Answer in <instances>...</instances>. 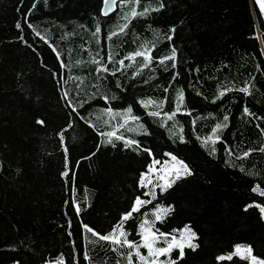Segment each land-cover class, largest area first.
I'll list each match as a JSON object with an SVG mask.
<instances>
[{
	"label": "trees",
	"instance_id": "obj_1",
	"mask_svg": "<svg viewBox=\"0 0 264 264\" xmlns=\"http://www.w3.org/2000/svg\"><path fill=\"white\" fill-rule=\"evenodd\" d=\"M105 1L0 0V264H251L237 245L264 260L255 0ZM171 156L192 174L162 191ZM142 224L183 255L99 239L125 231L147 256Z\"/></svg>",
	"mask_w": 264,
	"mask_h": 264
},
{
	"label": "snow or ice",
	"instance_id": "obj_2",
	"mask_svg": "<svg viewBox=\"0 0 264 264\" xmlns=\"http://www.w3.org/2000/svg\"><path fill=\"white\" fill-rule=\"evenodd\" d=\"M256 3L260 5L261 7V12L262 14H264V0H256ZM34 7V5H33ZM135 15V13H133ZM17 28H20V24H17ZM97 31H99V29H97ZM113 35H115V33H113ZM169 39H171V37H169ZM136 56H145V53L143 52H136L135 53ZM175 58V50L173 49V54L171 57H165V59H174ZM145 59H148L147 56H145ZM121 63H123V61H121ZM105 71H107V69H105ZM240 91L243 92H248L247 88H243L240 89ZM178 101L180 103H183V93H179L178 95ZM179 110V108H177V111ZM130 111V110H129ZM245 113H248V109L245 108L244 109ZM225 121L228 119L227 116L224 117ZM38 123H43V121H38ZM217 128H221V127H226V125H217ZM215 131V130H214ZM110 138L115 135L114 133H108L107 134ZM209 139H211V137H209ZM216 139H219V137L217 136ZM109 142H111V140L109 139ZM135 143V141H128V145H131ZM205 143H207V141H205ZM262 151H264V149H261ZM67 151V150H65ZM213 151H215V149H213ZM245 156L248 155V153H244ZM176 157L173 156L172 160L176 161ZM158 163V161H153V164ZM178 166L174 167L171 171L167 172V179L165 180V184L161 186V190H167V188L171 187L173 183H175V181L177 179L182 178L183 176L186 175H191V170L188 168V166L186 164L183 163V161H178L177 162ZM153 170L152 166H149V171L151 172ZM162 172L164 170H161ZM63 175L67 176L68 172L63 173ZM144 179L145 176L142 175L141 177V184L144 183ZM160 179H165L164 175L160 176ZM149 183H151V181L149 180ZM253 191H258L260 192V195H264V191H261L259 189V187L257 186L256 188L253 189ZM146 203L145 201L140 200L139 197L136 198L135 202H134V206L133 208L126 214H124V216L122 217L121 220V227L123 225L124 222H126L127 220H129L132 217V213L133 212H138L139 211V206ZM148 203H150V201H148ZM76 208V212L79 214V212L81 211V209L79 208L78 205H74ZM257 207H260V210L262 213H264V207L257 205ZM157 220L161 219V217L158 215L156 217ZM84 228L87 229V231L93 233V235H99L98 233H96L92 228H90L87 225H84ZM141 228L144 229V234H143V241L144 244L143 246L146 247L148 249V255L147 256H140L139 254V245H136L135 242L129 241L128 239H121L122 237H126V232L125 231H119V235L117 236H112V235H99V239L101 240H105V241H111L117 245H127L129 248H133L136 247L137 249V256H139V258L142 261H146L148 262L149 257H159L161 255H166L168 253H170L172 251V249L174 247H179L180 248V254L181 256L183 255V246L180 244H177L173 241L167 242V247H155V242L158 239H166V234H160L159 236H157V234L153 231H151L150 228H146L144 224L141 225ZM115 231V229H114ZM182 235L186 236L187 242H188V246L189 247H196V245L191 243V240L195 238V233L191 231L190 228H186L184 230V233ZM252 249L249 248H244L240 245L236 246V251L233 253V255H239L244 259H248L250 260L251 264H264V260H257L256 257L252 256ZM231 259V256L228 257H219L218 259ZM60 264H63L62 261H60ZM150 264H156V260H152L150 261ZM159 264H165V262L160 261ZM168 264H175L174 261H169Z\"/></svg>",
	"mask_w": 264,
	"mask_h": 264
},
{
	"label": "rangeland",
	"instance_id": "obj_3",
	"mask_svg": "<svg viewBox=\"0 0 264 264\" xmlns=\"http://www.w3.org/2000/svg\"><path fill=\"white\" fill-rule=\"evenodd\" d=\"M255 3H256V0H255ZM256 5H257V7L261 10V7H260V5L259 4H257L256 3ZM262 13V12H261ZM263 15V17H264V14H262ZM172 157L173 156H171L170 157V159L168 160V162H167V164H165L163 167H161L159 170L161 171V170H164L163 172L161 171L160 172V176L161 175H164L165 176V179H161L164 183H165V180L168 178L167 177V172H169V171H171L174 167H176L178 164H177V162H173V160H172ZM253 256V255H252ZM51 264H57V263H51Z\"/></svg>",
	"mask_w": 264,
	"mask_h": 264
},
{
	"label": "water",
	"instance_id": "obj_4",
	"mask_svg": "<svg viewBox=\"0 0 264 264\" xmlns=\"http://www.w3.org/2000/svg\"><path fill=\"white\" fill-rule=\"evenodd\" d=\"M116 10V0H106L102 11L105 16H109Z\"/></svg>",
	"mask_w": 264,
	"mask_h": 264
}]
</instances>
